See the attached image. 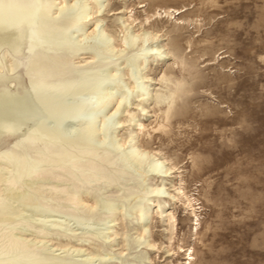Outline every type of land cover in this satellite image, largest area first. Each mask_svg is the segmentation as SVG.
<instances>
[{
  "label": "rangeland",
  "instance_id": "rangeland-1",
  "mask_svg": "<svg viewBox=\"0 0 264 264\" xmlns=\"http://www.w3.org/2000/svg\"><path fill=\"white\" fill-rule=\"evenodd\" d=\"M142 1L104 0L102 13L94 16L103 18L101 28L113 36L117 47L111 55L119 77L128 85L122 91L131 94L117 115L121 120L131 119L118 130V139L130 132L138 134V120L147 126L153 137L148 161L156 154V158L169 157L166 165L177 162L178 166L168 178L150 177L142 184H158L167 196H143V187H134L132 180L101 192L105 198L123 196L112 203L117 209L112 204L91 212L79 207L77 215H69L67 208L51 211L44 205L40 215L31 219L35 226L50 227L37 251L55 264H185L190 253L192 264H264V0H149L145 8H139ZM158 7L179 12L168 16ZM110 8L121 14L112 15ZM155 11L161 16L146 22V16ZM129 16L138 19L125 29L132 22ZM155 19L161 31L145 35L142 29ZM95 26V20L89 22L86 33ZM129 33L141 35L134 46L122 41ZM82 34L78 35L84 38ZM148 45L167 55H141ZM7 56L6 67L12 59ZM98 56V60L104 58L101 53ZM137 64L142 65L137 68ZM129 65L138 69L143 89H132L135 82L127 72ZM164 74L182 81L183 87L170 123L157 133L158 125L165 123L160 111L165 106H157L152 96L163 88ZM115 108L114 102L110 109ZM127 108L135 113L136 121L124 112ZM41 116L38 113L14 137L2 138L0 156ZM179 187L196 199V217L184 197L174 200ZM140 195L143 198H136ZM92 196L93 192L84 197ZM141 206L147 210L143 219ZM170 212L176 221L173 229ZM15 233L28 239L42 236L29 228ZM60 243L70 245L60 250ZM33 260L8 255L0 258V264H36Z\"/></svg>",
  "mask_w": 264,
  "mask_h": 264
},
{
  "label": "bare ground",
  "instance_id": "bare-ground-1",
  "mask_svg": "<svg viewBox=\"0 0 264 264\" xmlns=\"http://www.w3.org/2000/svg\"><path fill=\"white\" fill-rule=\"evenodd\" d=\"M146 1L149 0L140 2L139 8H145ZM2 2L14 7L5 8L0 13V142L4 137L12 138L22 131L38 113L42 116L28 132L14 141L4 156H0V258L8 255L33 257L36 264H55L37 251L38 245L44 243V235L50 231V227L35 226L31 220L40 215L42 206L46 205L51 211L67 208L69 215H77L79 207H86L89 212L97 207L109 209V204L123 196L105 198L101 192L132 180L134 187H143V196L155 193L164 198L167 191L163 187L158 184L143 186L142 182L150 177L168 178L178 163L168 166L169 157L156 158V154H152L153 159L148 161L153 137L139 120L138 134L130 132L124 139H118V130L131 119L121 120L117 115L121 105L129 103L131 94L122 91L128 85L119 77V67L111 55L117 47L112 43L113 36L101 28L103 18L94 16L102 13L104 0H92L91 3L83 0ZM158 8L164 9L163 13L168 16L179 12L176 8ZM113 11V8L108 10L112 15L121 14ZM155 15L161 16V12L147 15L145 21L149 22ZM129 19L132 22L125 29L138 18L129 16ZM92 20L96 26L88 34L86 27ZM120 29V33H124ZM142 31L145 35L150 31L159 33L157 19ZM79 33H83L84 38ZM140 37L138 33L124 34L122 41L125 46H134ZM141 51V55H167L149 45ZM99 53L104 56L102 60H98ZM7 54L12 57L8 67L3 65ZM88 54L89 57L77 58ZM76 59L81 60L76 63ZM141 65L136 66L140 68ZM137 68L129 65L127 72L135 82L132 89H143L145 84L139 82ZM161 83L163 88L152 96L157 106H165L160 110L165 123L158 125L154 130L157 133L165 131L170 123L183 87L182 81L165 74ZM114 102L117 108L112 111L110 108ZM124 112L135 115L128 108ZM133 121H136L135 117ZM126 144L128 146L124 148ZM157 153L160 155L161 150L157 149ZM92 192L91 199L84 197ZM179 196L185 198L187 209L196 217L193 203L196 199H192L182 187L177 188L174 200H179ZM25 212L31 213L27 215L30 221ZM146 213L141 206V219ZM168 221L173 229L176 221L172 212ZM51 226L61 227L59 224ZM19 228L23 231L35 229L42 236L28 239L15 233ZM107 230L110 232L111 228ZM69 245L60 243L57 247L64 250ZM148 245L155 247V244ZM191 254L185 258L188 261L185 264H192L194 258ZM94 256L102 258L99 254Z\"/></svg>",
  "mask_w": 264,
  "mask_h": 264
},
{
  "label": "snow or ice",
  "instance_id": "snow-or-ice-1",
  "mask_svg": "<svg viewBox=\"0 0 264 264\" xmlns=\"http://www.w3.org/2000/svg\"><path fill=\"white\" fill-rule=\"evenodd\" d=\"M12 7H14L13 4L9 3V4L5 5V4H3L2 0H0V13H2L5 8L11 9Z\"/></svg>",
  "mask_w": 264,
  "mask_h": 264
}]
</instances>
